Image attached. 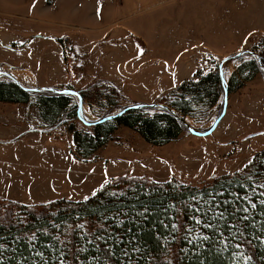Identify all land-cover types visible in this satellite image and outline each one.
Listing matches in <instances>:
<instances>
[{"label":"trees","instance_id":"1","mask_svg":"<svg viewBox=\"0 0 264 264\" xmlns=\"http://www.w3.org/2000/svg\"><path fill=\"white\" fill-rule=\"evenodd\" d=\"M53 1L47 0V3ZM57 41L70 75V39L59 37ZM112 42L108 38L102 43ZM258 56L260 62L252 59L240 68L243 80L250 79L243 73L262 75L264 52ZM238 75H233L224 86L218 68L207 73L198 70L193 79L182 81L168 93L167 106L178 117L164 110H156L153 115L147 114L145 109L131 110L113 120L103 121V117L90 123V132L77 129L80 120L77 108L71 105V96L26 91L10 75L0 80V104L34 103L45 131L66 128L74 146L72 156L81 162H94L98 159V150L112 141L117 127L131 129L152 146L177 141L186 132L183 121L194 107L213 106L223 97L224 88L228 95L243 87V80L240 81ZM91 86L77 90L83 102L86 97L90 101L94 99L85 92L94 88ZM95 94L99 99L108 100L111 110L118 107L114 99L120 94L115 87L104 88ZM255 157V164L247 169L254 170L253 180H249L247 172L217 180L213 177L211 185L207 181L196 185L154 183L145 178L121 176L108 181L97 194L82 202L56 200L42 206H25L0 199V245H3L0 247V264H44L45 261L47 264H61V261L64 264H169V261L171 264H245L241 253L252 257L247 264H264V244L260 242L264 240V205L259 204L260 199H250L257 204L256 209H252L247 201L233 200L234 196L249 195L255 183L264 184V149ZM221 191L223 196H217ZM261 191L264 193V187ZM213 196H216L215 200ZM224 199L233 200L241 209H249L247 213L242 210L237 213L248 216V220L239 225L243 237L239 233L229 235L227 225L219 219L211 221L219 231L195 223V219L206 222L215 214L209 211L205 216L196 211L197 208L207 210L216 201ZM226 207L231 211L232 205ZM80 220L85 222L88 233L77 227ZM172 224L177 228L173 229ZM245 224L247 228H244ZM33 233L36 235L34 241L28 239ZM203 235H208L210 240L203 241ZM97 236L102 239L97 240ZM189 240L192 243H188ZM238 243L242 245L239 249L236 248ZM134 247L139 251H133ZM38 252L43 254L42 257L36 255Z\"/></svg>","mask_w":264,"mask_h":264},{"label":"rangeland","instance_id":"2","mask_svg":"<svg viewBox=\"0 0 264 264\" xmlns=\"http://www.w3.org/2000/svg\"><path fill=\"white\" fill-rule=\"evenodd\" d=\"M28 1L0 0V42L7 43L8 48H3L0 45V72H4L8 68L1 64L18 68L33 67L32 54L37 53L38 56H41L49 53L50 62L55 67V75L59 77V55L52 54L54 50L50 49L52 48L50 42L33 39V48L30 47L31 52L15 51L16 49H26L30 45L24 44V47L20 42H15L28 37L26 31L24 29L20 31L21 29L17 26L21 27L23 24L30 28L35 25L31 20L19 18L20 12L16 8L27 4ZM39 1L36 0V3ZM251 14L250 12L249 15ZM144 29L150 32L151 26H146ZM263 37L260 32L253 33L247 38L246 44L240 47V50L228 55L217 56V54H213L217 53L214 48L207 50L212 54L202 55L198 70L207 73L213 68H218V64L224 58L246 50L257 55L264 52ZM124 42L123 45L114 49L105 48L102 51L100 48L92 56L88 55L85 59H81L74 50H71L72 41L70 39L68 63L69 66H72V78L79 75L78 80L84 79L83 83H90L84 84L82 90L88 85L94 87L85 91L87 94H91L94 99L90 101L86 97V101H82L80 115L78 114V99L76 96H71V105L77 108V114L84 123L92 124L134 104L128 102L127 98L122 95L115 96L114 101L118 107L111 110L108 100L99 99L96 94H93L104 88L109 90L112 84L99 80L100 83L95 84L97 82L85 80L84 65L86 63L92 65L93 68L101 66V69L105 71L109 70L118 57H121L122 60L134 58L135 53L132 51L138 50V46L129 38ZM106 45L115 47L113 43ZM146 56L154 58L157 57V54L154 52L146 54ZM96 57L97 59H95ZM250 62H252L251 57L242 56L226 63L221 69L226 84L233 75L241 76L240 68H244ZM198 70L183 81L193 79ZM89 74L93 75V72L90 71ZM90 75L88 77L92 78ZM243 76L250 78L249 81L243 80L242 76L239 77L240 81L243 80V87L228 94L226 114L212 135L196 137L186 131L175 142L163 146H152L145 143L131 129L117 127L112 141L107 142L98 150V159L94 162H81L72 156L71 148L74 146L71 134L66 133V128L59 127L54 131H45L41 127L40 119L38 120L37 108L32 104L28 108V114L22 119L23 138L17 139V144L12 147H0V199L25 206H42L56 200L82 202L86 201L84 197L89 199L94 196L92 195L93 191L97 194L102 188L101 185L107 184L105 181L108 182L121 176L145 178L154 183L177 182L184 185H196L199 182L207 181V184L211 185L213 177L217 180L235 173L247 172L249 180H253V174L256 176L255 172L247 170L248 166L252 167L255 164V156L264 149V81L259 73H254L251 76L249 73H243ZM152 85L156 86V82H152ZM69 87L72 89L61 86L56 88L77 92L74 87ZM168 90L161 92L157 96L158 98L151 103L167 105L168 93L171 91ZM222 98L220 97L213 106L194 107L191 115L184 118L185 123L197 132H206L221 112ZM9 111L13 110L5 107L1 109L0 116H5L7 121L2 122L5 125L0 123V137H3L1 130H12L14 122L17 121L14 114H9ZM146 113L153 115L154 111L148 110ZM76 127L86 132L91 131L90 127L81 121H77ZM27 134H30L29 137ZM251 135L254 137L249 138ZM4 145L7 144L4 143ZM249 160L252 161L251 164L248 163ZM261 185V182L255 183V187L253 186L249 192L250 196L248 195L250 199H264V196L260 195L263 193ZM50 211L53 212V209ZM79 224H83L84 227L80 229L88 233L85 222L80 220L77 225Z\"/></svg>","mask_w":264,"mask_h":264},{"label":"crops","instance_id":"3","mask_svg":"<svg viewBox=\"0 0 264 264\" xmlns=\"http://www.w3.org/2000/svg\"><path fill=\"white\" fill-rule=\"evenodd\" d=\"M16 8L19 18L31 20L35 25L17 26L20 31L24 29L28 37L15 42L30 45L14 50L31 52L33 39L50 42L52 54L59 55L60 76L55 75L49 53L32 54L33 67L1 64L9 68L4 71L6 74L27 88L72 86L78 90L89 83L78 80L79 75L72 78V74L67 73L57 38L71 39V50L81 59L92 56L100 48L102 51L114 49L129 38L138 46V50L132 51L134 58L118 57L105 71L101 66L93 68L86 63L84 70L86 81H108L130 103H151L161 92L172 90L190 78L199 69L202 55L212 54L207 51L211 48L216 49L217 53L213 54L217 56L228 55L246 44L249 33L260 32L264 36V0H54L50 4L47 0L37 3L29 0ZM146 26H151L150 32L144 29ZM108 37L115 47L102 43ZM2 43L0 45L8 49L7 43ZM154 52L157 57L146 56ZM152 82H156V86ZM32 104H0V115L2 107L10 108L13 111L9 114H14L17 120L12 130H1L0 147H12L17 139L23 138L22 119ZM6 121L5 116H0L1 125Z\"/></svg>","mask_w":264,"mask_h":264},{"label":"snow or ice","instance_id":"4","mask_svg":"<svg viewBox=\"0 0 264 264\" xmlns=\"http://www.w3.org/2000/svg\"><path fill=\"white\" fill-rule=\"evenodd\" d=\"M248 35L251 36L252 33H249ZM73 95H75V94L73 93ZM248 163L251 164L252 161L249 160ZM237 171H239V169H237ZM105 183H107V181H105ZM101 187H103V185H101ZM261 187H264V184H262ZM95 194H96V192L93 191L92 195H95ZM216 195L217 196H223V191L217 193ZM229 195H232V194L230 193ZM260 195L261 196H264V193H261ZM84 199L87 200L88 197H84ZM193 199H195V197H193ZM215 199H216V196H213V200H215ZM233 200H244V201H247L250 204V206H251L252 209H256V207H257V204L256 203H253L250 200V198H249V196L247 194H245L243 197L234 196L233 197ZM233 200L224 199L222 201H216V203L214 205H211L209 207V209H207V210H205L203 208H197L196 211H199V212L204 213L205 216H207V213L209 211H214L215 214H214L213 217H211L206 222L205 221H202L201 219H195V223L197 225H201L203 223V227L209 228V229H213L214 231H219V228L218 227L214 228L213 223L211 222L212 220L219 219L220 221H223L227 225L226 230L229 233V235L235 236L236 233H239L240 236L243 237L244 232L241 229V227H239V225H241L244 221H247L248 220V216L247 215L239 216V215H237V213L240 212L241 210L244 213H247L249 211V209L247 207H244L242 209L239 208V207H237L233 203ZM259 204L260 205H264V199H260L259 200ZM227 205H232L231 211H229V208L226 207ZM229 218H231V221H232L231 223H229ZM190 219H194V217H190ZM120 223H122V221ZM77 227L83 228L84 225L83 224H79V225H77ZM172 228L173 229H176L177 228V225L176 224H172ZM244 228H247V225L246 224L244 225ZM233 229H235V232H233ZM220 235H221V237H223V233H221ZM201 238H202L203 241H209L210 240V237L208 235H203ZM28 239L29 240H32V241L36 240L35 233H33L31 236H29ZM56 239H58V237ZM96 239L97 240H100V239H102V237L97 236ZM133 239H135V237H133ZM223 239L224 240H227L226 237H224ZM260 242L262 244H264V240H261ZM188 243H192V240H189ZM241 246L242 245L239 244V243L236 244V248L237 249H239ZM0 247H3V245H0ZM133 251H139V249L134 247L133 248ZM36 255L42 257L43 254L38 252V253H36ZM124 255L125 256H128V253L127 252H124ZM240 255H241V258L245 261V264H247V262L252 259L251 256L244 255L243 253H241ZM44 264H47V262L45 261ZM61 264H64V262L61 261ZM169 264H171V261H169Z\"/></svg>","mask_w":264,"mask_h":264},{"label":"water","instance_id":"5","mask_svg":"<svg viewBox=\"0 0 264 264\" xmlns=\"http://www.w3.org/2000/svg\"><path fill=\"white\" fill-rule=\"evenodd\" d=\"M242 56H249L251 57L252 59H255L257 60V62H260V58L259 56L254 53V52H251V51H243V52H239L236 53V54H233L232 56H228L226 58H224L223 60H221V62L218 64V69H219V73L222 77V84L224 86H226V81L225 79L223 78L222 76V67L226 64V63H229L230 61H233V60H236ZM6 73L4 72H0V79L1 77L2 78H5L6 77ZM262 78H263V81H264V69H262ZM16 83H18L17 81H15ZM19 84V83H18ZM20 85V84H19ZM23 87V86H22ZM24 90L26 91H31V92H43V91H49V92H52L54 94H59V95H69V96H76L77 99H78V114L80 115V111H81V108H82V99L80 97V95L74 91V90H67V89H56V88H50V87H42V88H27V87H23ZM73 93L75 95H73ZM223 104H222V109H221V112L220 114L218 115V117L216 118V120L214 121V123L212 124V126L206 131V132H197L193 129H191L186 123L185 121H183V124H184V127L186 129V131L193 135V136H196V137H207V136H210L212 135V133L216 130L217 126L220 124L221 120L224 118L225 114H226V111H227V102H228V95H227V90L226 88H224V95H223ZM139 109H145V110H153V111H156V110H164V111H167V112H170L171 114H173L174 116L178 117L176 115V113L170 109L167 105H164V104H160V103H134L133 105H130V106H127V107H124L122 108L117 114H114V115H110V116H106L103 121L105 120H113L115 119L116 117H119L121 114L127 112V111H131V110H139ZM78 115V116H79ZM79 120L86 126H90V124L88 123H84L80 116H79ZM254 137V135H251L249 136V138H252ZM248 138V139H249Z\"/></svg>","mask_w":264,"mask_h":264}]
</instances>
